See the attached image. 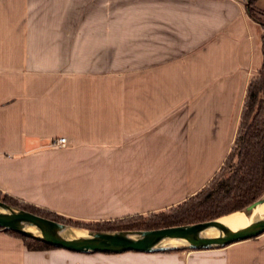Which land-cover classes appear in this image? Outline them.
Wrapping results in <instances>:
<instances>
[{"label": "crops", "instance_id": "1", "mask_svg": "<svg viewBox=\"0 0 264 264\" xmlns=\"http://www.w3.org/2000/svg\"><path fill=\"white\" fill-rule=\"evenodd\" d=\"M263 34L234 0H0V190L85 223L184 202L232 150ZM0 264H264V234L81 254L0 231Z\"/></svg>", "mask_w": 264, "mask_h": 264}, {"label": "trees", "instance_id": "2", "mask_svg": "<svg viewBox=\"0 0 264 264\" xmlns=\"http://www.w3.org/2000/svg\"><path fill=\"white\" fill-rule=\"evenodd\" d=\"M249 1V12L254 19L261 15ZM264 25V24H263ZM263 64L247 88L238 133L224 165L214 178L197 194L169 209L146 215L100 223L78 222L84 227L111 225L114 232L151 231L187 226L220 219L244 211L264 196V34L262 36ZM0 201L20 210L62 223L67 218L50 210L38 208L4 194ZM150 217V218H148ZM0 231L23 240L31 251L56 249L39 240L27 238L10 230ZM171 252V251H169Z\"/></svg>", "mask_w": 264, "mask_h": 264}, {"label": "water", "instance_id": "3", "mask_svg": "<svg viewBox=\"0 0 264 264\" xmlns=\"http://www.w3.org/2000/svg\"><path fill=\"white\" fill-rule=\"evenodd\" d=\"M263 204L264 197L240 212L251 218ZM220 219L151 231L98 232L85 238L67 237L64 235L68 228L65 224L17 210L0 201V228L39 240L56 249L81 254L169 252L175 248L164 247L163 244L171 240L187 242L185 246L190 250H207L223 248L264 234V218L251 221L249 226L242 230H233ZM31 229H36L39 234L32 232ZM210 230H218L220 235L216 238L204 236Z\"/></svg>", "mask_w": 264, "mask_h": 264}, {"label": "bare ground", "instance_id": "4", "mask_svg": "<svg viewBox=\"0 0 264 264\" xmlns=\"http://www.w3.org/2000/svg\"><path fill=\"white\" fill-rule=\"evenodd\" d=\"M264 218V204L261 206V208L257 209L252 215L251 218H248L245 214L242 212H235L233 214L224 216L220 219L221 222L228 225L233 230H242L244 228H247L251 221L258 220ZM32 232H38L36 229H31ZM78 237L85 238V234L82 231H77L75 233ZM220 235V232L218 230H210L207 231L204 236L210 237V238H216ZM187 245V242L181 241V240H171L166 243V245Z\"/></svg>", "mask_w": 264, "mask_h": 264}, {"label": "rangeland", "instance_id": "5", "mask_svg": "<svg viewBox=\"0 0 264 264\" xmlns=\"http://www.w3.org/2000/svg\"><path fill=\"white\" fill-rule=\"evenodd\" d=\"M257 17L260 19L259 21H261L264 24L263 16L257 15ZM148 218H150V217H148ZM66 220H68V221H63L62 224H65L68 227L67 230L64 233V235L67 236V237H78L75 234L77 231H82L85 234V237H89V236H91V235H93L95 233H98V232L115 233L114 231H107V230H110L109 228H111V225H113V226L114 225H118L117 223H114V224H110V225H92V226H89V227H84V226H80L79 224H77L76 221H74V220H71V219H66ZM36 233L39 234V232H36ZM166 243L163 244L164 247H174L175 248L171 252H186V251H190V249L187 246L178 245V244L166 245Z\"/></svg>", "mask_w": 264, "mask_h": 264}, {"label": "built area", "instance_id": "6", "mask_svg": "<svg viewBox=\"0 0 264 264\" xmlns=\"http://www.w3.org/2000/svg\"><path fill=\"white\" fill-rule=\"evenodd\" d=\"M236 2H243L248 3L250 0H234ZM51 146L54 148H65L67 146V139L66 138H58L54 139L51 143Z\"/></svg>", "mask_w": 264, "mask_h": 264}]
</instances>
